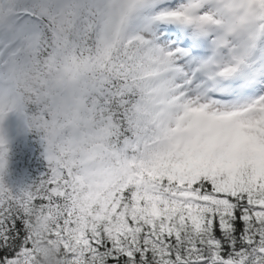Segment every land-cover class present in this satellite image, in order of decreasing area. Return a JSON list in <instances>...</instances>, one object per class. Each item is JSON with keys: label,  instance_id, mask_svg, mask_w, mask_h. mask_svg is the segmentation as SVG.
<instances>
[{"label": "snow or ice", "instance_id": "1", "mask_svg": "<svg viewBox=\"0 0 264 264\" xmlns=\"http://www.w3.org/2000/svg\"><path fill=\"white\" fill-rule=\"evenodd\" d=\"M0 264H264V0H0Z\"/></svg>", "mask_w": 264, "mask_h": 264}, {"label": "trees", "instance_id": "2", "mask_svg": "<svg viewBox=\"0 0 264 264\" xmlns=\"http://www.w3.org/2000/svg\"><path fill=\"white\" fill-rule=\"evenodd\" d=\"M16 139L12 145L14 153L13 162L10 165V174L6 177L7 182L12 186H24L32 183L40 177L41 172L44 170L43 165L39 163V151L36 152V158H33L29 153L28 163L25 164L23 160L24 150L27 145L35 143L30 136H25Z\"/></svg>", "mask_w": 264, "mask_h": 264}, {"label": "rangeland", "instance_id": "3", "mask_svg": "<svg viewBox=\"0 0 264 264\" xmlns=\"http://www.w3.org/2000/svg\"><path fill=\"white\" fill-rule=\"evenodd\" d=\"M8 124L10 126V129H11V135L13 136V143H15L16 139L22 137L21 134L22 132H20L18 134V131L17 129L21 126L22 124V118L18 117L17 115L15 114H11L9 116V120H8Z\"/></svg>", "mask_w": 264, "mask_h": 264}]
</instances>
